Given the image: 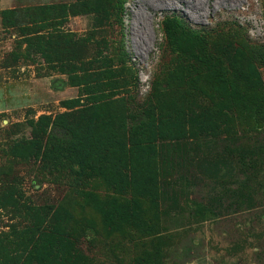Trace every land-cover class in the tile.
Segmentation results:
<instances>
[{"label":"rangeland","instance_id":"374dc122","mask_svg":"<svg viewBox=\"0 0 264 264\" xmlns=\"http://www.w3.org/2000/svg\"><path fill=\"white\" fill-rule=\"evenodd\" d=\"M0 264H264V0H0Z\"/></svg>","mask_w":264,"mask_h":264},{"label":"trees","instance_id":"16d2710c","mask_svg":"<svg viewBox=\"0 0 264 264\" xmlns=\"http://www.w3.org/2000/svg\"><path fill=\"white\" fill-rule=\"evenodd\" d=\"M193 33V32H192ZM195 34V33H193ZM193 40H196L195 36H191ZM190 38V37H188ZM142 108L139 110V112L133 117V120H132V126L134 127H137V126H141V125H144V124H147L150 122V120L152 119V116L154 114V110L151 106H146V105H143L141 106ZM221 160H217L214 158H211V157H207L203 160V165L206 163V164H210V165H214V167L218 170V167H219V164H221ZM204 168L203 167V171H204ZM214 179L216 181H220L221 176L218 175V173H215V175H213ZM221 182V181H220Z\"/></svg>","mask_w":264,"mask_h":264}]
</instances>
